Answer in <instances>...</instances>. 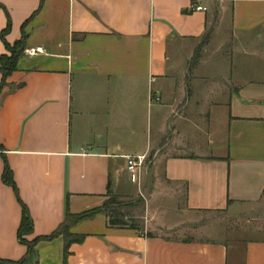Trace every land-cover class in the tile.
I'll use <instances>...</instances> for the list:
<instances>
[{
    "label": "crops",
    "instance_id": "0c3cea01",
    "mask_svg": "<svg viewBox=\"0 0 264 264\" xmlns=\"http://www.w3.org/2000/svg\"><path fill=\"white\" fill-rule=\"evenodd\" d=\"M0 7V59L8 22L11 47L25 34V50H43L20 56L0 95V260L27 256L19 199L34 241L109 185L145 200L151 176L141 227L99 214L72 228L81 243L40 242L27 264H264V0Z\"/></svg>",
    "mask_w": 264,
    "mask_h": 264
},
{
    "label": "trees",
    "instance_id": "16d2710c",
    "mask_svg": "<svg viewBox=\"0 0 264 264\" xmlns=\"http://www.w3.org/2000/svg\"><path fill=\"white\" fill-rule=\"evenodd\" d=\"M10 28H11V24L10 22H8L6 29L2 32V35H1L2 40L5 44V47L10 52V55L2 56L0 59V73L2 75V82L0 85V95L2 91L5 89V87L7 86L8 78L16 70L18 59L24 53V50H25V43H26L25 34H23L22 38L18 42H16L13 47H11L6 42L5 37L10 32ZM3 182L6 185L12 187L17 193V188L13 181L12 174L8 166H6L5 171H4ZM106 197L109 199H115L116 197L111 192L110 185L108 187V192H107ZM19 203L22 208V220H21L19 231H18V240L21 245L27 248V251H28L27 256L25 257V259H23L20 262H9V261L0 260V264H27L30 258L34 255L35 247L37 246L38 243L51 242L59 237H63V239L65 240V249H66L65 252H67L68 248L71 245L81 243L83 239V237H79V236L72 234L71 233L72 228L83 221H86L88 219L95 217L96 215H99V214L106 215L105 208L106 209L109 208L107 204V207L105 206L104 210L100 209V210H95V211L87 212L84 214H77V215H72L67 212L65 222L51 236L44 237V238H38L34 241H29L27 237H29L33 233V228H34L33 220L31 218L28 208L22 203V201H20V199H19ZM143 203H144V200H141L137 206H140V204H143ZM109 225L111 227H116V228H125V227L135 228L134 226H127L121 220H118L117 218L116 219L110 218Z\"/></svg>",
    "mask_w": 264,
    "mask_h": 264
},
{
    "label": "rangeland",
    "instance_id": "374dc122",
    "mask_svg": "<svg viewBox=\"0 0 264 264\" xmlns=\"http://www.w3.org/2000/svg\"><path fill=\"white\" fill-rule=\"evenodd\" d=\"M145 201V200H144ZM115 202V203H113ZM139 202H136L130 198L126 197H115V199H109V198H103L101 201V204L98 207H95L91 209L90 211L95 210H104L105 206L107 207V204L109 208H105L106 210V217L108 220L110 218L121 220L124 224L127 226H134V227H141V217L143 214V204H140V206H137ZM84 212V213H87ZM81 213V214H84ZM108 215V216H107Z\"/></svg>",
    "mask_w": 264,
    "mask_h": 264
},
{
    "label": "built area",
    "instance_id": "2783aa9c",
    "mask_svg": "<svg viewBox=\"0 0 264 264\" xmlns=\"http://www.w3.org/2000/svg\"><path fill=\"white\" fill-rule=\"evenodd\" d=\"M194 11L196 12H206L207 9L201 6H195ZM43 50L41 48H32L24 51V55L30 58L42 54ZM145 157H126V162L128 170L130 172L141 171L145 166Z\"/></svg>",
    "mask_w": 264,
    "mask_h": 264
},
{
    "label": "water",
    "instance_id": "95a60500",
    "mask_svg": "<svg viewBox=\"0 0 264 264\" xmlns=\"http://www.w3.org/2000/svg\"><path fill=\"white\" fill-rule=\"evenodd\" d=\"M151 183H152V178H151V176H148L147 183H146L144 191H143V197L145 200H147L149 198V193L151 190Z\"/></svg>",
    "mask_w": 264,
    "mask_h": 264
}]
</instances>
